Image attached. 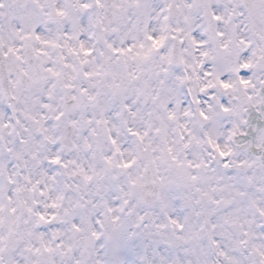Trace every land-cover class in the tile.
<instances>
[{"label":"snow or ice","instance_id":"6c2138e0","mask_svg":"<svg viewBox=\"0 0 264 264\" xmlns=\"http://www.w3.org/2000/svg\"><path fill=\"white\" fill-rule=\"evenodd\" d=\"M0 264H264V0H0Z\"/></svg>","mask_w":264,"mask_h":264}]
</instances>
